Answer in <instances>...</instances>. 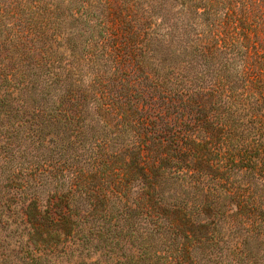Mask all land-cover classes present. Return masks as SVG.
I'll return each instance as SVG.
<instances>
[{
    "label": "trees",
    "instance_id": "obj_1",
    "mask_svg": "<svg viewBox=\"0 0 264 264\" xmlns=\"http://www.w3.org/2000/svg\"><path fill=\"white\" fill-rule=\"evenodd\" d=\"M0 264H264V0L2 9Z\"/></svg>",
    "mask_w": 264,
    "mask_h": 264
},
{
    "label": "rangeland",
    "instance_id": "obj_2",
    "mask_svg": "<svg viewBox=\"0 0 264 264\" xmlns=\"http://www.w3.org/2000/svg\"><path fill=\"white\" fill-rule=\"evenodd\" d=\"M17 1L19 0H0V12L2 11V9L10 11L16 6ZM4 34H6V32Z\"/></svg>",
    "mask_w": 264,
    "mask_h": 264
}]
</instances>
